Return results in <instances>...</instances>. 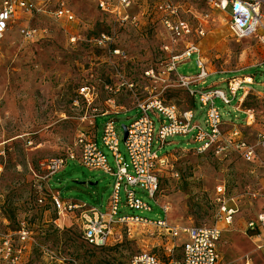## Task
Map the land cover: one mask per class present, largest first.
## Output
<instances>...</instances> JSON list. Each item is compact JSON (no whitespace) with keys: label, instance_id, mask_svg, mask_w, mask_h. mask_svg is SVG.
Listing matches in <instances>:
<instances>
[{"label":"rangeland","instance_id":"rangeland-1","mask_svg":"<svg viewBox=\"0 0 264 264\" xmlns=\"http://www.w3.org/2000/svg\"><path fill=\"white\" fill-rule=\"evenodd\" d=\"M32 1L38 10L18 9L0 41V264H130L141 249L157 245L153 240L157 236L138 242L124 230L107 247L91 248L83 240L78 213L60 217L51 205V197L59 192L63 201L103 212L109 209L116 178L80 163L81 135L91 134L117 171L112 152L103 143L109 121L115 124L120 152L129 164L123 126L138 119L140 104L157 97L181 111L192 110L194 122L207 130L206 108L198 92L218 88L232 101L215 102L225 127L236 124L244 139L256 144L260 128L244 127L245 115L236 105L242 92L233 98L228 82L251 77L254 92L264 94V46L258 39L238 40L231 29V10L227 14L211 0H133L130 17L139 20L138 28L119 21L111 12L117 6L113 0L107 12L100 8V0ZM166 1L176 6L177 16L191 29L177 44L161 23ZM62 3L75 15L74 22L54 18L52 11ZM261 7L264 30V3ZM26 28L36 32L34 37L22 35ZM103 36L108 40L101 43ZM191 43L198 47L209 75L202 84L191 86L195 97L175 76L164 75L171 56L164 47L178 54ZM198 72L195 57L177 68L182 77ZM83 89L89 95L84 96ZM242 109L264 114V97L250 96ZM195 148L192 134L168 139L162 147L155 141L154 149L165 157L157 202L134 188L152 212H133L122 188L120 215L134 213L158 221L165 217L161 207H166L171 225L211 227L218 216L216 188L225 186L228 199L236 200L239 209L222 237L224 262L244 264L249 259L251 264H262L263 250L250 237L249 224L264 214V170L257 162L198 155ZM258 153L264 162V153ZM69 155L75 159L55 171L48 169L51 161H66ZM22 224L25 241L19 236Z\"/></svg>","mask_w":264,"mask_h":264},{"label":"built area","instance_id":"built-area-1","mask_svg":"<svg viewBox=\"0 0 264 264\" xmlns=\"http://www.w3.org/2000/svg\"><path fill=\"white\" fill-rule=\"evenodd\" d=\"M110 1L100 0L99 6L107 12ZM115 5L113 13H117L119 21L129 22L134 27H139V20L130 17V10L133 0H113ZM211 3L227 13L230 9L231 29L233 35L238 40L258 39L264 46V30L262 25V3L264 0H211ZM18 9L32 12L37 9L32 0H1L0 1V41L5 37L12 20L15 18ZM43 11V10H41ZM163 12L162 25L165 27L174 44L191 32L189 25L177 16L176 6L166 1L161 6ZM52 14L55 19L71 23L75 21L73 12L65 6L59 4ZM228 14V13H227ZM262 32L257 36L258 32ZM36 32L26 28L22 35L32 38ZM108 40L103 36L101 43ZM166 52L171 53L170 60L165 67L164 75L175 76L182 87H185L193 97L197 95L191 90L194 84H202L208 77L205 65L200 57L198 47L191 43L185 50L178 54L170 51L168 46L164 47ZM115 55H120V51L114 50ZM195 57V65L198 74L194 77H182L177 74L179 65L189 62ZM148 77L153 74L147 73ZM168 80L166 79V81ZM253 79L251 77L234 78L228 82L230 95L235 98L239 96L237 111L245 115L244 127L260 128L256 134V144H251L244 139L237 125L226 128V123L222 120L215 102L220 100L225 105L231 104L228 93L218 88L200 90L199 99L206 108L207 130L194 122L192 110L181 111L175 104L165 105L161 98H152L140 104L137 109L141 115L128 127V137L125 141L129 164L120 152V139L113 121H109L103 131L104 146L112 152L117 166L114 171L110 166L106 155L91 140V134H82L79 139L80 163L93 170H102L116 178L114 192L110 200L109 209L105 212L96 208L88 207L85 204L63 201L60 193L51 197V205L60 217L77 212L81 223V230L85 244L91 248L102 249L107 247L113 240L120 236L122 231L133 240L142 241L155 238L157 245L153 249L140 250L135 254L130 264H225L220 254V244L223 229L219 224L231 225L234 217L238 213V203L236 200L228 199L225 186H218L215 193V205L218 209L216 224L211 227L185 226L177 227L168 222V208L161 207L164 212V219L149 221L145 218L133 215H120V193L123 188L126 194V206L129 210L152 212V208L137 198L136 192L132 189L140 188L149 199L157 202V197L161 186V171L165 164V157H160L158 151L154 149L155 141L164 146L168 139L174 137H186L193 135V143L196 148L193 150L198 155L215 157L224 162L228 159L231 162L242 160L247 164L254 165L256 162L264 170V162L260 161L258 151L264 153V114L253 109L242 108L251 96ZM169 87L165 88V91ZM84 96L89 95L87 89H83ZM263 98V97H262ZM242 109V110H241ZM163 118V120H162ZM159 128L156 130V121ZM236 126V127H235ZM69 159H75L74 155H69L66 161L53 160L48 167L55 171L64 167ZM131 167L133 173H130ZM250 173L256 174V169L251 168ZM264 181V174H263ZM264 193V187H263ZM233 202V205L230 203ZM251 231L264 230V214L258 216L257 220L249 224ZM19 236L25 241L27 233L25 225L22 224V232ZM156 251H160L158 255ZM245 264H250L249 260Z\"/></svg>","mask_w":264,"mask_h":264},{"label":"crops","instance_id":"crops-1","mask_svg":"<svg viewBox=\"0 0 264 264\" xmlns=\"http://www.w3.org/2000/svg\"><path fill=\"white\" fill-rule=\"evenodd\" d=\"M228 16H230V15H228ZM253 84H254V81H253ZM251 89H252V87H251ZM259 96L260 98L261 97H264V94H261V93H255L254 92V90L252 89V92H251V96ZM219 226H220V228H222L223 229V234H224V232H225V230L230 226V225H223V224H219ZM254 232H257L258 234L256 235V236H250L252 239H255V244H256V246H257V249L258 250H263V254H262V256H261V260H262V264H264V230H260V231H254ZM223 234H222V237H223ZM221 241H222V239H221ZM221 245V244H220ZM220 254H221V252H220ZM221 257H222V255H221ZM222 259H223V257H222ZM249 260V259H248ZM223 261H224V259H223ZM249 262H250V260H249ZM225 263V262H224ZM246 263V261L244 262V264ZM250 264H251V262H250Z\"/></svg>","mask_w":264,"mask_h":264},{"label":"water","instance_id":"water-1","mask_svg":"<svg viewBox=\"0 0 264 264\" xmlns=\"http://www.w3.org/2000/svg\"><path fill=\"white\" fill-rule=\"evenodd\" d=\"M123 130H124L123 139H124V141H126L127 140V137H128L127 127L126 126H123Z\"/></svg>","mask_w":264,"mask_h":264},{"label":"trees","instance_id":"trees-1","mask_svg":"<svg viewBox=\"0 0 264 264\" xmlns=\"http://www.w3.org/2000/svg\"><path fill=\"white\" fill-rule=\"evenodd\" d=\"M258 233L257 232H254V231H250L249 235L250 236H256Z\"/></svg>","mask_w":264,"mask_h":264},{"label":"bare ground","instance_id":"bare-ground-1","mask_svg":"<svg viewBox=\"0 0 264 264\" xmlns=\"http://www.w3.org/2000/svg\"><path fill=\"white\" fill-rule=\"evenodd\" d=\"M260 24L262 25V22Z\"/></svg>","mask_w":264,"mask_h":264}]
</instances>
